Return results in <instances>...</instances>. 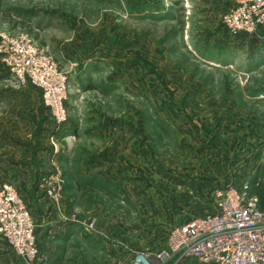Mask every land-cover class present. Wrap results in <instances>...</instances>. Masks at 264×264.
<instances>
[{"label":"rangeland","instance_id":"rangeland-1","mask_svg":"<svg viewBox=\"0 0 264 264\" xmlns=\"http://www.w3.org/2000/svg\"><path fill=\"white\" fill-rule=\"evenodd\" d=\"M230 3L0 0V44L4 35L25 36L67 77L68 119L58 125L44 89L19 83L0 52V116L6 108L20 116L13 128L56 154L44 157L35 187L12 183L31 211L40 251L30 199L56 204L48 182L57 176L66 217L97 221L96 230L68 223L51 239L58 250L39 263L135 264L141 253L156 260L170 250L175 226L216 212L218 188L248 183L251 193L264 191V68L249 58L264 49L258 33L228 32L222 17ZM116 126L123 150L109 167L117 165L122 182L84 178L88 186H75L89 158L115 152ZM75 128L77 137L68 136Z\"/></svg>","mask_w":264,"mask_h":264},{"label":"built area","instance_id":"built-area-1","mask_svg":"<svg viewBox=\"0 0 264 264\" xmlns=\"http://www.w3.org/2000/svg\"><path fill=\"white\" fill-rule=\"evenodd\" d=\"M222 21L231 35L257 34L264 29V0H231ZM4 61L16 80L29 81L44 89V99L53 119L67 121V77L58 71L51 57L43 55L25 36L4 35L0 44ZM48 181V180H47ZM258 184V183H256ZM57 203L63 183L60 176L48 182ZM251 184L215 191L216 212L194 216L175 226L169 234L170 250L154 260L141 253L135 264H264V209ZM85 230H96L95 219H74ZM0 238L21 259V264L49 261L38 246L31 211L16 187L0 181Z\"/></svg>","mask_w":264,"mask_h":264},{"label":"crops","instance_id":"crops-1","mask_svg":"<svg viewBox=\"0 0 264 264\" xmlns=\"http://www.w3.org/2000/svg\"><path fill=\"white\" fill-rule=\"evenodd\" d=\"M256 36H258L256 43H258V47L263 50L264 30L260 31ZM249 58L252 62L251 65L258 63L259 67L256 65V70H262L264 68V55H250ZM251 70L252 72L250 73H254L255 70ZM259 92L263 97L264 89L259 90ZM21 120L22 118L20 116L10 117V111L8 108L5 109L3 116H0V181L11 182L21 189L25 188L28 190L35 187L36 183H38L39 181V179H37V173L38 171L44 170V157L52 156L54 158L56 154L53 148H51L50 153L49 151H45L44 148L41 147V145L38 146V141L41 140V138H38L37 136L33 138L32 135L27 136L16 127V129L13 128L12 124L15 121H19L20 124L22 123ZM77 134L78 133L75 128L70 134H68V136L76 138ZM111 134L114 137L115 141V152H113L111 148H106L103 149L100 154L89 158L84 163V168L79 167L80 169H78V172L83 173V178L80 177L81 175H78V173L73 175L72 182H74L75 186H88L84 178H88L90 184L96 182V180L98 179L102 180L103 178L106 184L112 187H118V181L122 182V180H120V178L117 176V165L114 170H111L109 167V159H111V155L114 153V157L117 158L116 160H118L120 153L123 150L122 129L116 126V131L114 133L111 132ZM29 140L30 142H28ZM64 151L65 149H62V153ZM70 152L72 154V151ZM59 156L60 154H58L57 156L58 160ZM52 170H54V168ZM100 172L104 173L105 178ZM114 173L116 174L115 176ZM113 177L116 178V180H114ZM23 194L27 195L25 191L23 192ZM30 201L33 214L35 215V219L38 223L37 228L43 231V240L41 241L43 252L49 253V251L51 250H58V247L56 245L53 246L51 244V239L54 238V236L58 237L67 229V225L69 226L68 223H72L75 220H73L72 218L68 219V217H66L63 212L62 206L57 203L55 204V202L47 196L32 198L30 199ZM100 233L101 235H104V232L100 231ZM21 263V259H19L11 251L8 245L0 241V264Z\"/></svg>","mask_w":264,"mask_h":264},{"label":"trees","instance_id":"trees-1","mask_svg":"<svg viewBox=\"0 0 264 264\" xmlns=\"http://www.w3.org/2000/svg\"><path fill=\"white\" fill-rule=\"evenodd\" d=\"M256 194L260 196V198H261V207H262V209H264V191H262V190H260L258 188V191L256 192Z\"/></svg>","mask_w":264,"mask_h":264}]
</instances>
